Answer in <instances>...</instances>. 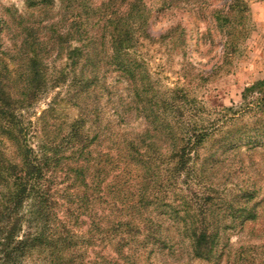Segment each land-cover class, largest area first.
<instances>
[{
    "label": "rangeland",
    "instance_id": "obj_1",
    "mask_svg": "<svg viewBox=\"0 0 264 264\" xmlns=\"http://www.w3.org/2000/svg\"><path fill=\"white\" fill-rule=\"evenodd\" d=\"M30 4L0 0V53L17 56L23 25L34 23L38 36L53 46L45 47L47 61L53 82L59 83L48 82L23 110L26 143L36 148L40 142L57 141L65 152L60 140L82 110L88 113V134L98 135L91 151L93 159H100V170L94 177L91 173L85 189L93 200L78 210L60 191L58 216L67 230L84 237L88 214L104 208L121 216L126 213L123 204H140L135 211L142 216L136 217L142 220V233L131 248L125 247V256L118 257L110 242L81 239L78 262L264 264V114L256 106L264 94V0H53L46 9ZM72 6L81 14L84 35L97 48L87 46L74 68L53 37L54 30L64 31V10ZM129 7L131 20L143 15L146 25L134 31L128 73L115 64L101 27L105 17L98 15L106 9L113 18ZM85 79L91 85L75 97ZM18 84L10 85L14 96ZM166 123L177 126L173 136ZM191 128H202L204 138L198 146H185L190 157L186 169L173 174L171 154L186 142L181 136L187 137ZM231 135L234 147L224 142ZM126 141L134 143L129 150ZM18 152L12 143L0 142V160L18 161ZM82 190L78 197L87 198ZM201 191L215 200L207 221L208 232H219L211 260L193 255L189 236L194 200ZM28 204L21 209L26 216ZM230 206L253 210L256 216L240 221ZM42 256L35 252L27 264H45Z\"/></svg>",
    "mask_w": 264,
    "mask_h": 264
},
{
    "label": "trees",
    "instance_id": "obj_2",
    "mask_svg": "<svg viewBox=\"0 0 264 264\" xmlns=\"http://www.w3.org/2000/svg\"><path fill=\"white\" fill-rule=\"evenodd\" d=\"M60 1L63 3L67 0ZM30 2L31 6H37L40 9H46L53 4V0H30ZM72 7L64 10L65 20L68 22L64 31L54 30L53 37L59 51L66 50L65 55L71 61L70 66L74 68L78 64V57L83 55V50H86L87 46L93 47L94 43L92 37L84 35L87 29L79 20L81 14L78 8ZM105 10L100 12V16L98 15V19L105 17L104 24L98 23L103 30L107 31V43L115 64L122 71L129 73L131 63L128 55L134 31L137 29L143 31L146 25L145 17L142 15L137 21L131 20L132 7L126 10L119 9L117 15L112 11L117 16L113 18L110 12L106 13ZM22 20L23 15H20L19 23ZM38 30L39 26H35L34 23L23 25L24 33L18 45L17 56L0 53V142L8 141L19 150L18 161L0 160V264H27L28 258H32L35 252L43 255L45 264H81V260L78 262V257L81 256L79 243L82 241L91 243L95 240L112 243L117 256L123 257L125 247L131 248L133 240L142 233L140 227L142 220L136 219L140 214L135 211L140 205L139 200L123 204L126 213L121 216L116 214V210L108 214L104 208H102L103 211L98 210L92 215L88 214L90 226L84 237L67 230L64 220L57 214V207L61 205L58 193L60 191L69 195L68 198L71 199L69 201L75 203V209L78 210L86 207L85 201L90 203L93 200L92 197L85 195V189L89 187L91 173L94 177L99 172L101 162L100 159L96 161L92 157L91 145L98 135L92 138L86 130L88 113L82 110L68 124L67 131L60 140L66 145L65 152L62 150L63 146L59 148L60 143L57 141L43 140L44 142L37 144L36 148L26 143L23 110L37 99L48 82L59 83V81L53 82L55 78H51L53 73L47 61L49 56L47 54L53 46L38 36ZM71 43H74L73 47ZM46 46L49 49L45 48ZM65 72L66 68L60 70L62 76ZM16 81H19V84L16 87L17 94L14 96L10 85ZM91 83L90 80L85 79L81 87L79 86L80 89L73 95L76 97L86 92ZM260 99L256 106L259 108L260 115H263L264 94ZM166 124L167 133L173 136L177 126ZM226 134L230 135L229 131ZM204 135L202 128H191L188 134L186 133L187 137L181 136L186 142L173 149L171 155L174 164L171 173L180 174L186 169L185 165L190 157L186 156L185 146H189L190 143L198 146ZM228 138H225L224 142L228 143L229 147H234L235 136L231 135ZM133 144L131 141H126L125 147L129 150ZM135 152L143 156L139 149ZM140 159L136 158L135 161L138 162ZM63 160L65 161L61 166ZM101 160L104 161V159ZM81 188H83L84 197L87 198L78 197L81 196L79 195ZM109 188L112 187L109 186ZM205 192L201 191V197L194 200V208L191 207L194 211L189 209V212H194L193 227L189 236L192 239L193 255L211 260L217 254L215 249L219 232L217 230L208 232V212L215 200ZM246 193L252 197L251 192L246 190ZM73 197H77L76 202L72 200ZM25 203H29L31 210L27 216L21 212ZM90 210L92 208L89 207L88 211ZM245 211V208L230 206L231 215L233 212L234 214L239 212L240 221H244L245 216L248 215H251V218L256 216V213H252L253 210L246 213ZM149 236L148 233L147 237Z\"/></svg>",
    "mask_w": 264,
    "mask_h": 264
}]
</instances>
